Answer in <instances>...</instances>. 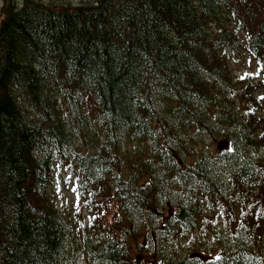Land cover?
Segmentation results:
<instances>
[{
	"label": "trees",
	"instance_id": "1",
	"mask_svg": "<svg viewBox=\"0 0 264 264\" xmlns=\"http://www.w3.org/2000/svg\"><path fill=\"white\" fill-rule=\"evenodd\" d=\"M2 13L0 264H264V0Z\"/></svg>",
	"mask_w": 264,
	"mask_h": 264
},
{
	"label": "rangeland",
	"instance_id": "2",
	"mask_svg": "<svg viewBox=\"0 0 264 264\" xmlns=\"http://www.w3.org/2000/svg\"><path fill=\"white\" fill-rule=\"evenodd\" d=\"M4 0H0V21L3 17L2 13V4ZM232 70H238L243 72H250L253 70V65L250 61H234L231 63ZM53 189L56 193L57 197L63 203L64 201L71 202L74 198V189H73V181L72 178H69L68 175L62 173L60 175L58 172H54L53 174Z\"/></svg>",
	"mask_w": 264,
	"mask_h": 264
}]
</instances>
